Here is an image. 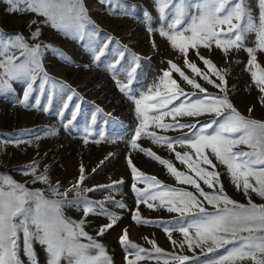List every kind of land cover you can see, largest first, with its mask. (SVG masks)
<instances>
[{"label":"snow or ice","instance_id":"snow-or-ice-1","mask_svg":"<svg viewBox=\"0 0 264 264\" xmlns=\"http://www.w3.org/2000/svg\"><path fill=\"white\" fill-rule=\"evenodd\" d=\"M99 2L107 5L110 12L136 7L125 4L123 0ZM6 3L10 13H35L45 18L44 23L73 39L83 41L98 32L83 0H6ZM153 3L161 22L159 34L170 42L173 49L183 55L185 66L195 76L213 84L224 95L208 94L205 88L195 79L189 78L176 63L168 61L169 69L158 77V83L136 96L131 86L140 67V57L128 53L131 62L126 68H118L128 50H116L118 58L110 63L108 68L114 79L121 71L126 75V83L117 79L116 84L119 90L133 101L139 121L130 140L131 148L158 161L179 183L194 189L189 191L163 185L158 178L137 169L132 160L128 159L134 180L132 190L136 194L137 203H144L151 209L155 206L151 202L158 201L159 206L166 208L168 212L177 213L176 220L170 222L172 226L165 227L169 239L171 240L172 232L177 231L183 236V240L178 244L180 248L185 245L193 251L200 248L201 254L206 257L200 260L198 256L167 254L156 246L154 241H149L153 245V252H149L132 243L128 239L127 229H124L119 241L126 253L125 262L138 264L145 259H155L159 262L163 258V264H171L173 261L176 264H186L190 260L193 264H264V204L257 205L249 195L251 192L264 198V121L245 117L235 109L227 96L226 71L217 69L211 60L199 53L201 47L210 49L213 44L225 54L231 49L244 48L249 55L251 77L262 94L260 101L264 104V68L260 67L256 57L258 51L264 52V0H256L258 16L253 15L247 0H153ZM144 17L148 30L152 31L153 17L148 11L144 12ZM35 23V20L31 21L29 27ZM250 33L255 35L254 47H247L244 43ZM39 36V28L31 33V39H37ZM108 40L111 41V38ZM153 46L155 47L154 44ZM50 47L40 43L30 45L20 33L8 34L0 30V93L10 90L11 81H21L25 84V89L23 99L19 103L24 107H37L40 105L39 97L34 105L28 103L34 91L44 95L46 85L51 84L52 89L58 87L60 92H64L67 86L50 77L42 65V50ZM107 48L108 43L100 46L98 50L90 47L93 59L99 61ZM190 49L196 51L197 57L219 79V84L195 63L189 61ZM54 51L68 61L64 53ZM17 52L19 55H16ZM173 72L178 73L188 85L203 95L184 92L172 78ZM68 91L71 94L66 96L58 112L61 118L76 96L74 90ZM47 100L50 105L53 100L51 91H48ZM48 110L47 106L43 108L45 112ZM100 111L96 108L91 113L90 123L83 129L85 143H88V137L93 135V126L97 121L96 113ZM79 113L80 104H75L71 118L64 123V127L72 126ZM203 115H211L214 118L203 122L196 120L192 124L179 123L177 120V117ZM165 117H171L174 123H165ZM150 126L165 131L188 128L190 132L173 139L149 131ZM98 135L100 140L105 139L103 131ZM142 136L173 151L175 158L185 165L188 171H178L170 161L142 148L137 143ZM100 140L95 142L99 143ZM21 142L23 141H15L17 144ZM177 144L188 147L190 151H175L174 145ZM245 148L247 150H243ZM213 158L225 166L237 190H243L248 199L247 204L231 199L224 192ZM37 169L38 162L33 161L19 171L22 175L31 176L30 182L33 184L39 182L47 185L46 189H30L26 186L27 182L19 183L10 175L0 173V264H23L20 258L21 246L28 264H39L34 244L43 248L46 264H113L104 245L85 231V224L89 215L105 217L109 222L101 225L97 231V236H103L120 219L117 213L106 208V203H112L119 208H124L125 205L111 195L104 200H91L84 193L113 188L122 181L82 188L86 177L81 166L75 183L61 191L59 181L54 185L51 183L47 168L42 173H38ZM136 182L143 183L146 187L139 188ZM201 182L211 191H205ZM45 191L56 198H49ZM69 193H73L74 198L69 199ZM205 205L211 207L212 211ZM65 207H75L77 211L83 212V217L79 221L71 219L64 214ZM132 219L137 223H152L142 220L138 211ZM82 239L87 243L82 242ZM171 242L174 245L178 243L175 240ZM221 249L223 252L219 251ZM209 253L213 255L208 256ZM129 256L134 258L129 259Z\"/></svg>","mask_w":264,"mask_h":264},{"label":"rangeland","instance_id":"rangeland-1","mask_svg":"<svg viewBox=\"0 0 264 264\" xmlns=\"http://www.w3.org/2000/svg\"><path fill=\"white\" fill-rule=\"evenodd\" d=\"M127 5H135V8L116 9L109 11L107 5L101 4L99 0H83L88 15L98 28L96 35L86 37L81 41L66 36L63 32L53 28L50 24L44 23V17L35 13H10L6 0H0V30L8 34H22L30 45L40 43L50 45V48L42 50L41 61L44 71L55 81L66 85L64 92L59 88H51V84L46 85V92L41 95L34 91L29 98V105H34L37 97L40 105L37 107H24L19 103L23 99L25 84L21 81H11L10 90L0 93V173L10 175L19 183H26L30 189H46L47 185L42 183H31V176L22 175L20 169L33 161L38 162V173L47 174L54 185L59 181L61 191L75 183L80 175V167L83 166L85 180L82 188H93L98 185H111L114 181H122L113 188H103L98 191L84 193L91 200H104L111 195L117 201H121L125 207L119 208L112 203H106V208L110 212L118 214L120 219L114 227L105 232L103 236H97V231L101 225L109 221L98 215H89L85 224V231L93 236L98 242L104 245L107 254L112 258L113 264H126L125 251L120 244L119 238L124 229L128 231V239L149 252H153V245L149 241H154L155 245L167 254L187 255L189 257L198 256L200 260L206 257L201 254V249L189 250L187 245L184 248L178 246L183 240L181 233L173 231L171 240L165 227H171L170 222H174L177 213H170L166 208L159 206L158 201L151 202L155 206L148 208L144 203H137L136 194L132 190L134 183L131 169L128 166V159L144 172L146 175L158 178L163 185L173 188H183L194 191L189 185L179 183L164 165L145 155L139 150H134L130 146L135 128L138 126V119L135 113V106L132 100L122 93L116 80L127 82L123 71L116 74L109 71L108 65L116 60V50L127 48L125 59L121 65L127 67L131 62L128 53L140 57V67L136 72V79L132 84L133 92L139 96L141 92L147 91L149 86L158 83L163 71L169 69L168 61L176 63L189 78L195 79L210 95L223 96L224 93L213 84L207 83L202 78L195 76L184 64L183 55L171 47L170 42L159 34L158 29L161 22L158 18L153 0H123ZM253 15L258 16L256 0H247ZM148 11L153 17L152 31L148 30L145 23L144 12ZM35 20V24H29ZM37 28L40 29V36L31 39V33ZM111 38V41L108 38ZM254 34H248L245 39L247 47H254ZM108 43L105 54L99 61L93 59L90 47L99 49L103 44ZM155 45V47L153 46ZM54 50H59L68 58L66 62ZM201 56L209 59L217 69L226 71L227 96L235 109L245 117L264 121V104L261 103L259 92L249 71V55L241 48L231 49L227 54L215 45L210 49L201 47ZM19 55V52L16 53ZM257 62L264 68V52L256 53ZM188 59L195 63L203 72L207 73L217 84L219 79L213 75L206 65L197 57L196 51L189 50ZM256 70V69H252ZM172 78L177 81L180 88L186 93H196L203 95L198 90L193 89L184 81L178 73L173 72ZM39 81H37V84ZM35 87V86H34ZM68 89L74 90L76 96L61 118L58 112L67 95L71 94ZM48 91H51L53 100L49 105L47 100ZM183 99V98H182ZM177 103H179L177 101ZM75 104H80V113L77 120L69 128L64 127V123L71 118V111ZM47 106L48 111H43ZM99 108L96 113L97 121L93 126V135L88 137V143L84 142L85 133L83 131L87 123H90L91 113ZM251 109V112H249ZM211 115L200 117H177L179 123L192 124L196 120L208 121L213 119ZM165 123H174L171 117L164 118ZM103 131L105 139L100 140L98 133ZM149 131H154L157 135L176 138L189 133L188 128L163 130L149 127ZM16 140L23 141L19 144ZM100 140L99 143L95 142ZM137 143L144 149L151 150L162 159L170 161L173 166L181 172H187L185 165L176 158L175 153L166 146L154 143L150 138L142 136ZM175 151H190L186 146L174 145ZM243 150H247L246 148ZM216 171L220 173V181L223 184L224 192L233 200L247 204L248 199L243 190H237L230 180L229 174L224 165L213 158ZM95 169V171H93ZM209 170H212L209 168ZM191 174V173H189ZM137 183V187L145 188L143 183ZM201 187L205 191H211L201 182ZM49 198H56L50 192L45 191ZM251 199L257 205L264 204V198H260L255 193H249ZM74 198L73 193H69V199ZM202 199V198H201ZM209 211H212L211 207ZM142 220L152 221V223H137L132 219L136 212ZM64 214L71 219L79 221L83 217L82 211H77L75 207H65ZM178 243L174 245L171 241ZM82 242L87 243L82 239ZM37 252L39 264H46V254L43 248L34 244ZM223 252V250H219ZM213 254L209 253L208 256ZM20 258L23 264H28L27 258L23 255L22 246ZM134 257L129 256V259ZM138 264H163V258L157 262L155 259H145ZM176 264V262H171ZM186 264H193L188 261ZM250 264V262H245Z\"/></svg>","mask_w":264,"mask_h":264}]
</instances>
